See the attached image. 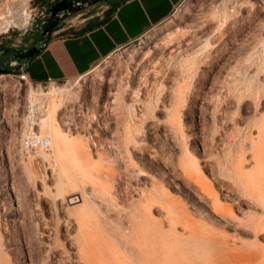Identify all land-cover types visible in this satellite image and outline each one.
<instances>
[{"label": "rangeland", "instance_id": "obj_1", "mask_svg": "<svg viewBox=\"0 0 264 264\" xmlns=\"http://www.w3.org/2000/svg\"><path fill=\"white\" fill-rule=\"evenodd\" d=\"M53 1L0 0V13L6 15L4 20H0V48L13 47L15 41H20L21 46H32L39 37L40 26V22H36L34 18L41 10L51 6ZM23 7H26L25 9L30 16L26 25H23L18 18L16 19ZM8 8L12 12L11 17L6 14ZM213 12H216L217 15L215 20L211 19ZM6 20H12L13 23L6 26L3 23ZM7 27H10V29L8 33H5ZM193 28L197 29L199 35H203L210 30H218L220 34L211 39H207V35H204L197 46L189 49L184 46V33ZM169 38L173 39L172 47L175 51L172 54L176 55L172 60L168 59L171 55L170 50H159V46L163 45ZM158 52H160L159 55ZM263 55L264 0H237L234 5L227 0H184L178 6L172 18L161 27L148 33L139 47L130 45L118 51L99 63L90 73L74 81L61 84H45L37 87L35 85H22L19 87L14 78H11L8 74L0 76V82L5 81L9 86V89L0 91V233H2L4 242L7 245L6 252L10 264H29V255H33L36 264H40L42 259H47L48 253L45 255L47 252L46 245L35 238L36 231L33 218L51 219L50 202L55 203L56 207L71 206L73 203L72 205L75 206L73 209L79 210L81 195L84 197L88 193L85 197L89 195L90 200L92 199L91 196L100 200V197H96L97 194H100V191L96 192L101 187L95 182L94 178L96 179L97 176L102 177L104 176L102 174L115 168V160H120L119 154L125 155V151L128 149L130 151L133 147L132 143L127 144L132 139L134 141L135 138L139 144H142H140L142 147L150 149V152L144 156L145 159L141 163L136 159L140 168L144 170L147 176L153 177L163 185L165 184L159 176L161 173L165 176L163 164L152 162L148 155L157 152L175 159L177 158L175 142L160 129L148 128V124L150 125L153 122L150 117L148 122L147 120L144 122L138 119L130 120L121 110V105L127 103L141 111L142 102L147 99L145 102L150 101V106L154 108V119L164 121L163 110L173 113L175 107L173 98L172 100L168 98V92H177L178 89L183 94V101L178 107L181 132L191 156L199 163L202 177L208 186L222 198L221 202L230 206L237 218H240L243 214L254 219L263 218L264 210L257 202L262 201L264 203V193H258L257 199L242 193L239 180L235 175L236 172H234L235 166L243 161L244 176L242 180L246 184L257 172L255 161L252 158V152L255 151L256 146H251V139L254 140V144L258 142L257 127L264 124V91L258 86L256 80L253 83H248L244 80L243 75L244 73L252 74L257 69L264 70ZM193 57H195L194 60L191 59ZM152 58L157 61V68L162 71L163 76L168 77V79H162L164 92L149 86L147 82L153 80L151 74L146 78L143 77L140 81L141 84L138 86L132 83V80L138 74L145 72L150 61H154ZM117 78L122 80V89L119 91V98L121 99L116 101L115 94L117 93L113 85L117 82ZM158 79L160 80V78ZM259 81L262 80L259 79ZM29 87L41 90L44 93L49 92L53 87L66 89L67 92L62 95V99L67 107L69 106L70 116L87 129L82 130L70 126L72 134L70 139L81 141L82 145L88 147L90 151V155L80 156L79 163L73 162L71 159L65 161V163L67 162L65 164L66 169L68 166L67 173L75 181L73 190L77 193L74 191L70 193L72 191L71 185L69 186L71 190L67 187L68 185H65L63 186L65 191L62 192V197L59 196V193L55 194V189L50 191L52 197L49 194L43 196L40 198V202L33 197L34 191L39 190V188L30 184L32 178L25 171L24 162L31 163V173L37 178L43 177L44 170L50 175L51 168L46 162H41L38 155L25 156L21 150L25 119L32 111H36L39 118L44 114L39 104H35L31 110L29 109L27 104ZM142 93L145 94L142 95ZM42 100L45 102L44 97ZM216 102L221 106V111L217 113L219 120L226 116L232 121L226 126L220 124V122L215 125L213 122V111ZM70 107L72 108L70 109ZM7 115L9 117L7 119L8 127L4 121V117ZM57 120L62 128L66 130L67 126L64 120H60L59 117ZM92 143L95 144L94 146L97 145L96 150H94ZM127 145L128 147L131 145V147L126 148ZM257 147L258 154L264 159V139ZM6 151L9 155L8 162ZM132 151L133 148L130 152ZM137 156L135 155V158ZM71 163H76L77 166L80 165L79 167L83 170L78 168L76 164ZM69 164L71 165L70 168ZM72 165L75 168L74 170ZM82 167H87L89 171ZM92 168H94V171ZM78 169L84 171L85 174L81 172L83 175L76 177L77 175L80 176ZM98 170H102V172H98ZM88 173L92 176V185L89 184L91 176ZM85 178L88 180H85ZM53 183H55V179ZM81 183L88 185L82 186ZM10 185L17 188L16 191L20 193V197L23 200L25 199L27 215L14 216L9 211L10 205L15 202V198L10 192ZM47 185L53 186L50 182H47ZM89 185L96 188L89 191V188H86ZM81 186L82 188H80ZM115 187L116 183L110 182L105 185V190L114 192ZM172 187L179 190L173 192L177 194V200L182 203V206L188 212L193 213L196 207L181 182L175 181ZM94 190H96L95 193H93ZM91 191L95 196L91 194ZM21 193L24 195L22 196ZM68 194L71 195L68 196ZM223 198L227 200L224 201ZM58 199L64 200L59 201ZM125 204H128V202L126 201ZM35 206H37L36 210L34 209ZM35 214H37V217L34 216ZM76 214L71 215L72 226L69 228L61 223L59 224L57 239L59 242L48 241L49 247H53L56 243L54 246H57V251L60 250L59 244L63 246L64 251H66L65 257L72 258H70V263L66 262L67 264H72V262L73 264H80L76 254V244L67 240V233L65 232L66 230L71 236H76L74 220ZM64 216L65 213L57 212L53 215L54 221L62 222ZM110 223L107 222L105 224L108 225H103L104 232H108L106 234H111L109 231L111 232L112 229H109V227L114 228V223H111L112 225ZM220 231L226 232L230 236L229 242L241 251L248 252L252 250L253 237L246 234L242 228L235 231ZM113 241L116 244L117 241ZM28 242H30V245ZM233 262L223 261L219 264H231ZM239 263L253 264V262L246 261V259ZM205 264H218V261ZM234 264L236 263L234 262Z\"/></svg>", "mask_w": 264, "mask_h": 264}, {"label": "bare ground", "instance_id": "obj_2", "mask_svg": "<svg viewBox=\"0 0 264 264\" xmlns=\"http://www.w3.org/2000/svg\"><path fill=\"white\" fill-rule=\"evenodd\" d=\"M236 1L231 3L234 5ZM25 8L26 7H23L21 9L22 11H20L21 13L16 17V19L18 18L23 25L27 24L30 17ZM6 14L11 17L12 12L9 8ZM216 17V12H213L211 19L215 20ZM5 18L6 15L0 13V20H4ZM3 23L7 26L11 25L13 21L6 20L3 21ZM219 34L218 30H210L203 35H199L197 29H189L184 33V46L190 49L197 46L202 41L201 39L204 35H207V39H211ZM172 46V38H169V40L165 41L163 45L159 46L160 51L170 50L171 55L168 57L169 60L174 59V56H176L172 54V52L175 51ZM159 53L160 52H158V55ZM194 58L195 57L191 59L194 60ZM150 74L153 76V80L147 82L149 86L164 92V82L162 79H168V77H166V75L163 76L162 71L157 68L156 60L150 61L145 72L143 71L142 74H138L132 80V83L135 86H138L141 84V79L143 77L146 78ZM158 78H160V80ZM243 78L248 83H253L256 80L258 86L264 91V70L257 69V71L252 74L244 73ZM259 79L262 81L258 82ZM116 80L117 82L114 83L113 87L117 93L115 94V100L117 101L121 99L119 98V91L122 89V80L120 78H117ZM4 89H9L8 83L5 81L3 83L0 82V91ZM66 92V89L60 87H53L47 93L31 87H29V90L27 91V104L29 105V109L31 110L35 104H39L44 113L39 118L38 131L51 143L49 150L37 154L41 162H46L50 166V175L44 170L42 174L43 177L37 178L31 173L30 162H24L23 165L25 171H27L32 178L30 184L39 188V190L34 191L33 193V197L39 202L41 197L48 194L50 195V191L54 189L56 192L55 194L59 193V196L62 197V192L64 193L65 191L63 186L65 185H68V188L71 185L72 187L70 186V188H72V191H70V193L73 192L75 181L72 180L73 177L71 178L70 175H68V166L66 169L65 164L67 162L65 163V161L71 159L73 162H78L80 156H84V154L90 155L88 147H84L81 141L70 139V136L72 135L70 126L82 130L87 129L83 124L70 116L71 111L69 110V106L67 107L62 99V95ZM172 92L173 91L168 92V98L170 100L173 98V105L175 106L174 111L173 113H169L163 110L164 121L154 119V108L150 106V101L148 103L145 102L147 99L142 102L141 111L127 103L121 105V110L130 118V120L134 121L135 119H138L142 122L146 120L148 122L150 117L153 119V122L150 125L148 124V128L160 129L163 133L168 134L171 140L175 142V148L177 150V158L175 159L158 154L157 152L148 155L152 162H161V164H163L165 176L162 173L159 176L165 184L163 185L162 183L157 182L153 177L147 176L138 164V161L141 163L142 160L145 159L144 156L150 152V149L148 147H142V144L140 143V145L135 138L134 141H132L133 139L130 137L132 142L129 141L130 139L128 138L129 140H127L129 142H127V144L132 143L131 145H133V147H131V145L130 147L131 149L133 148V151L130 152L131 149L130 151L129 149H125V155H122L121 153L119 154L120 160H115L114 169L108 170L105 174L101 173L104 176H97L98 179L97 177L96 179L94 178L95 175L93 177L95 182L101 187L100 190H97L98 188L96 189L97 192L96 190L93 192L98 193L100 191V194L96 195V197L101 198L100 200L91 196V201L89 195V198L85 197L88 194L86 192L87 194L84 193V197L81 195L79 210L73 209L75 207L72 205L73 203L71 206H57V208L55 203L50 202L49 212L51 214V219L44 220L43 218H33V224L36 231L35 238L46 245L47 252L45 255L48 253L47 259H42L40 264H67L66 262L70 261L71 257H65L66 251H64L65 249H63L61 244H59L60 247L58 246L60 250L57 251V246H54L56 243L54 245L52 244L53 247H49L48 241L53 240L54 242H59L57 240L59 224L61 223L63 226L69 228L72 226V220H70V217L72 214L76 213V219H74L76 224V236H71L66 230L65 232L67 233V240L76 244V254L80 264H205L212 261H218V264L223 261H234L238 264L244 259L253 262V264H264V217L254 219L249 217V215L243 214L240 218H237L233 214L230 206L222 203V198L208 186L207 182L202 177L199 163L191 156L181 132L178 107L183 101V94L180 89H178L177 92ZM143 94L145 93H142V95ZM66 96L68 97V95ZM43 97L45 98V102L42 100ZM217 102L213 111V122L215 125L220 122V124L222 123L226 126L232 121L226 116L219 120L217 113L221 111V106L218 105ZM60 106H62L61 109H59ZM71 108L72 107H70V109ZM58 117L60 120H64V123L67 126L66 130L63 129L58 122ZM7 119H9L8 115L4 117V121L7 123L8 127ZM24 125L25 130L23 132V137L26 134V119ZM136 131L138 130L136 129ZM256 133L258 142L254 144V140L251 139V146H256L255 151L252 152V158L255 161V167L257 170L256 174L252 176L248 184H246L242 180V177L244 176L243 161L238 163L234 168V172H236L235 175L239 180L240 191L252 196L254 199H257L258 193H264V159L257 152L258 144L264 139V124L257 127ZM94 145L95 144L92 146L95 148L97 145ZM130 147H128V145L126 146V148ZM94 150H96V148ZM5 154L8 162V152L6 151ZM135 155H138L137 158H135ZM70 166L71 165L69 164V168ZM79 166L80 165L77 167L81 169ZM94 167L96 166L94 165ZM82 168L87 169V167ZM72 169H75L73 165ZM92 169L94 171V168ZM81 170L78 171L80 172V176L77 175L76 177H81V175H83L81 172L84 171ZM90 171L92 170L90 169ZM100 171L102 172V170ZM100 171L98 170V172ZM78 172L76 171L77 174H79ZM91 178L92 176L89 179ZM54 179L55 183H53ZM86 179L87 178H85V180ZM175 181L181 182L191 197L192 203L196 207L193 213L188 212L187 209L182 206V203L177 200V194L173 193L179 191L176 187H172ZM47 182H50L54 187H51V185L48 186ZM110 182L116 183V189L114 192L105 190V185ZM91 183H93L92 179L89 184ZM85 184L86 183H81L80 185L83 186ZM82 186L80 188H82ZM10 188V192L13 194L15 202L10 205L9 211H11L14 216L20 217L23 214L25 215V199L23 200L20 197V193L16 191L17 188H13L11 185ZM86 188H89L90 191L96 187L94 186L93 188L89 185ZM83 189L85 188L83 187ZM93 193L91 191V194ZM51 194L53 193L51 192ZM23 195L24 194H22V196ZM69 195L71 194H68V196ZM93 196L95 195L93 194ZM62 200L60 199L59 201ZM223 200L225 201L227 199L223 198ZM126 201L128 204H125ZM257 203L264 210V203L262 201H258ZM36 207L37 206L34 208L35 210L37 209ZM57 212H62V214L65 213L64 218H61L62 222H59L58 220L57 222L54 221L53 215ZM36 215L37 214L34 216L37 217ZM107 222L114 223V228L112 226L111 228L109 227V229H112L111 232L109 231L111 234H106L108 232H104L103 225ZM238 228H242L246 234L253 237L252 250L248 252L241 251L237 246L229 242L230 236L226 232L220 231H235ZM113 240L117 241L116 244ZM28 244L30 245V242H28ZM6 246L4 237L2 236V233H0V264H10V259L6 252ZM35 261L33 255H29V264H36ZM234 262L231 264H234Z\"/></svg>", "mask_w": 264, "mask_h": 264}, {"label": "crops", "instance_id": "obj_3", "mask_svg": "<svg viewBox=\"0 0 264 264\" xmlns=\"http://www.w3.org/2000/svg\"><path fill=\"white\" fill-rule=\"evenodd\" d=\"M183 1L123 0L86 7L61 22L44 49L13 74L25 72L28 83L38 86L74 81L164 25Z\"/></svg>", "mask_w": 264, "mask_h": 264}, {"label": "water", "instance_id": "obj_4", "mask_svg": "<svg viewBox=\"0 0 264 264\" xmlns=\"http://www.w3.org/2000/svg\"><path fill=\"white\" fill-rule=\"evenodd\" d=\"M106 1L108 0H59L51 6L41 10L34 18L36 22H40L37 41L32 46L25 49H8L12 50L15 55L0 67V76L12 74L15 70L20 68L21 63L11 70L5 69L8 64L12 66L15 60H28L38 55L44 49L55 28L69 16L82 11L86 7Z\"/></svg>", "mask_w": 264, "mask_h": 264}, {"label": "built area", "instance_id": "obj_5", "mask_svg": "<svg viewBox=\"0 0 264 264\" xmlns=\"http://www.w3.org/2000/svg\"><path fill=\"white\" fill-rule=\"evenodd\" d=\"M228 2H235L236 0H227ZM79 13V12H78ZM10 27H7L5 33L9 32ZM143 43V38L137 40L132 45L134 47L140 46ZM21 46L20 41H15L13 47L18 48ZM12 66H16L14 62ZM11 78H14L15 83L21 87L22 85H31L28 83L26 73L22 72L18 75L8 74ZM38 85H35L37 87ZM39 116L36 111L30 112L26 119V134L22 139L21 150L25 156L37 155L39 152L47 151L51 147L50 141L42 136L38 131Z\"/></svg>", "mask_w": 264, "mask_h": 264}, {"label": "flooded vegetation", "instance_id": "obj_6", "mask_svg": "<svg viewBox=\"0 0 264 264\" xmlns=\"http://www.w3.org/2000/svg\"><path fill=\"white\" fill-rule=\"evenodd\" d=\"M117 1H120V0H108V1H106L104 3H113V2H117ZM25 48H27V47H25V46H20L18 48L11 47V46H9V47H1L0 48V67L3 64H5V62L7 60H9L10 58H12L15 55V53L12 50H8V49H25ZM6 50H8V51H6ZM14 62L16 63V67H17L22 62V60H20V61L19 60H15ZM5 69L6 70H11V69H13V67L10 64H8L5 67Z\"/></svg>", "mask_w": 264, "mask_h": 264}, {"label": "trees", "instance_id": "obj_7", "mask_svg": "<svg viewBox=\"0 0 264 264\" xmlns=\"http://www.w3.org/2000/svg\"><path fill=\"white\" fill-rule=\"evenodd\" d=\"M58 1H59V0H54V1H53V4L56 3V2H58ZM38 36H39V35H38Z\"/></svg>", "mask_w": 264, "mask_h": 264}]
</instances>
